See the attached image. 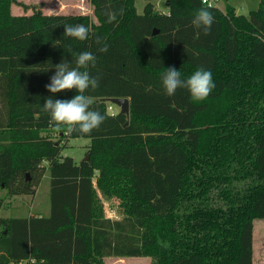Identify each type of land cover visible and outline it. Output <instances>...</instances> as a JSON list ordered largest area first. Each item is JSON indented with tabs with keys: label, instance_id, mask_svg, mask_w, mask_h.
<instances>
[{
	"label": "trees",
	"instance_id": "1",
	"mask_svg": "<svg viewBox=\"0 0 264 264\" xmlns=\"http://www.w3.org/2000/svg\"><path fill=\"white\" fill-rule=\"evenodd\" d=\"M88 2L92 15L12 14L18 0H0V209L49 177L46 215L0 217V264H252L253 219L264 218V0L247 15L201 0H165L166 12L147 1L141 13L135 0ZM201 7L215 18L209 35L192 25ZM76 24L88 39L64 36ZM84 51L100 78L85 94L105 119L91 134L69 133L42 105L76 90L45 86L55 65L75 67ZM169 66L181 79L211 70L216 87L199 102L184 88L168 96ZM112 97L128 99V116L107 110ZM73 137L89 139L78 163L62 155ZM97 190L120 200L119 217L105 215Z\"/></svg>",
	"mask_w": 264,
	"mask_h": 264
},
{
	"label": "clouds",
	"instance_id": "2",
	"mask_svg": "<svg viewBox=\"0 0 264 264\" xmlns=\"http://www.w3.org/2000/svg\"><path fill=\"white\" fill-rule=\"evenodd\" d=\"M115 18V14H109L108 20L111 23ZM214 19L207 7H201L195 12L192 25L202 29L205 35H209ZM89 31L90 29L83 24L64 26V36L79 41L88 39ZM97 42L99 43V40ZM98 51L107 52V44ZM75 56V67H71V62L67 60H62L54 66L55 72L45 87L52 94L65 90H76L77 94L65 100L49 96L45 98L42 107L50 115V123L57 129L66 126L69 133L77 131L81 134H91L105 119L98 110H92L93 99L85 94L89 89L95 90L100 85V78L92 76L89 72L90 66L95 67L97 57L88 51L76 53ZM162 86L168 96L175 95L178 89H187L191 98L198 102L207 99L216 87L211 70L199 68L187 79H181V72L174 66L166 68L162 76Z\"/></svg>",
	"mask_w": 264,
	"mask_h": 264
},
{
	"label": "rangeland",
	"instance_id": "3",
	"mask_svg": "<svg viewBox=\"0 0 264 264\" xmlns=\"http://www.w3.org/2000/svg\"><path fill=\"white\" fill-rule=\"evenodd\" d=\"M147 1L154 4L156 11H167L165 0H135L138 13L142 12ZM18 2V4L11 5L12 14H29L34 8H40L44 13L92 15L88 0H18ZM259 3L260 0H218L214 6L223 11L227 6H232L237 14L247 15L250 10L256 9ZM115 109L119 110V107L115 105ZM50 135L54 136V133L50 132ZM88 144L89 139L85 137L69 138L66 147L62 150V155L71 156L78 163L85 157ZM4 194V189L0 188V197ZM103 199L104 213L113 218L119 217L121 213V207H118L120 200L116 197ZM47 210L49 211V177L45 174L35 187L33 194H19L8 197L0 209V217H25L38 213L46 215ZM252 250V264H254V260H256L255 264H258L256 256L259 250L264 253V218L253 219ZM102 264H154V262L147 256H130L103 258Z\"/></svg>",
	"mask_w": 264,
	"mask_h": 264
},
{
	"label": "water",
	"instance_id": "4",
	"mask_svg": "<svg viewBox=\"0 0 264 264\" xmlns=\"http://www.w3.org/2000/svg\"><path fill=\"white\" fill-rule=\"evenodd\" d=\"M155 33V31H153ZM109 102L119 107V113H122L126 116L129 115V101L125 97H112L108 99ZM88 155H86L83 159H87Z\"/></svg>",
	"mask_w": 264,
	"mask_h": 264
},
{
	"label": "built area",
	"instance_id": "5",
	"mask_svg": "<svg viewBox=\"0 0 264 264\" xmlns=\"http://www.w3.org/2000/svg\"><path fill=\"white\" fill-rule=\"evenodd\" d=\"M201 1H202V3L207 4V5H214L218 0H201ZM107 110L111 114H115L118 111V110L115 109V106H114L113 103L107 105ZM37 262L38 261L36 259L31 258V259H27V260L21 261L18 264H37Z\"/></svg>",
	"mask_w": 264,
	"mask_h": 264
},
{
	"label": "crops",
	"instance_id": "6",
	"mask_svg": "<svg viewBox=\"0 0 264 264\" xmlns=\"http://www.w3.org/2000/svg\"><path fill=\"white\" fill-rule=\"evenodd\" d=\"M91 6V5H90ZM91 11H92V9H91ZM97 192H98V195L101 197V199H102V201L104 200L103 199V197L101 196V194H100V192L97 190ZM103 208H104V201H103ZM48 211V210H47ZM104 211H105V208H104ZM38 214H41V213H38ZM105 215L106 216H108L106 213H105ZM105 258H107V257H105ZM104 258V259H105ZM256 258H257V260H258V264H264V253L263 252H261L260 250H259V253H258V255L256 256ZM255 262H256V260H254V264H255Z\"/></svg>",
	"mask_w": 264,
	"mask_h": 264
}]
</instances>
